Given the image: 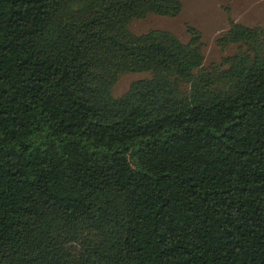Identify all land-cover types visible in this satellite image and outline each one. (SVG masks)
<instances>
[{
  "label": "trees",
  "instance_id": "trees-1",
  "mask_svg": "<svg viewBox=\"0 0 264 264\" xmlns=\"http://www.w3.org/2000/svg\"><path fill=\"white\" fill-rule=\"evenodd\" d=\"M182 10L0 0V264H264V29L130 31Z\"/></svg>",
  "mask_w": 264,
  "mask_h": 264
},
{
  "label": "rangeland",
  "instance_id": "rangeland-1",
  "mask_svg": "<svg viewBox=\"0 0 264 264\" xmlns=\"http://www.w3.org/2000/svg\"><path fill=\"white\" fill-rule=\"evenodd\" d=\"M183 10L176 18L149 15L145 19L134 20L130 31L143 35L152 30H164L173 33L183 43H189L199 33L205 66L221 64L234 55L238 46L224 47L219 44L230 28V21L250 28L264 29V0H182ZM149 73H126L119 77L113 88L115 97L122 96L132 83L150 78Z\"/></svg>",
  "mask_w": 264,
  "mask_h": 264
}]
</instances>
